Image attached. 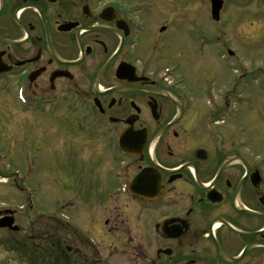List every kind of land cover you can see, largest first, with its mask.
Here are the masks:
<instances>
[{
  "label": "flooded vegetation",
  "instance_id": "obj_1",
  "mask_svg": "<svg viewBox=\"0 0 264 264\" xmlns=\"http://www.w3.org/2000/svg\"><path fill=\"white\" fill-rule=\"evenodd\" d=\"M144 6L0 0V106L59 125L63 173L94 194L102 235L120 248L83 253L76 234L63 245L74 264H114L115 253L127 264H264V153L242 145L220 38L195 32L192 10ZM200 40L214 58L193 86Z\"/></svg>",
  "mask_w": 264,
  "mask_h": 264
},
{
  "label": "rangeland",
  "instance_id": "obj_2",
  "mask_svg": "<svg viewBox=\"0 0 264 264\" xmlns=\"http://www.w3.org/2000/svg\"><path fill=\"white\" fill-rule=\"evenodd\" d=\"M226 1L218 23L222 29L212 23L207 13L210 10L207 0H145V6L154 9L151 12L161 17L172 16V11L177 9L192 10L195 25L199 26L198 29L207 27L210 39L215 40L217 35L213 33L223 30L225 46L236 51L242 65L240 71L235 72L233 63H225L221 78L240 81L246 87L243 98L249 95L255 98L251 105L253 111L244 104L241 108L240 124L244 126L241 142L251 153L260 156L264 148V0ZM190 15L186 14L187 17ZM201 47V41L193 46L194 63L188 69V80L193 86L198 81L206 84L208 78L198 69L214 58L210 50L204 55ZM3 99L4 94L0 91V100ZM57 134V123L50 121L46 128H38L32 124L30 112L18 111L12 102L4 110L0 106V175L10 178L8 184L0 183L1 210L20 206L13 209L17 212L16 225L22 229L19 235L21 242L28 238L31 226L38 230L37 224L42 216H64L98 244L100 250L101 247L108 249L113 243L120 248L119 242L102 235L99 211L103 209L97 207L94 194L88 189L74 188L72 180L63 173L68 159L62 157ZM34 188L38 190H32ZM31 197L34 210L27 207ZM11 238L8 230L0 229V264H26L17 252L8 251L4 246ZM35 245L41 244L36 242ZM116 254L111 257V263L127 264L126 257Z\"/></svg>",
  "mask_w": 264,
  "mask_h": 264
},
{
  "label": "trees",
  "instance_id": "obj_3",
  "mask_svg": "<svg viewBox=\"0 0 264 264\" xmlns=\"http://www.w3.org/2000/svg\"><path fill=\"white\" fill-rule=\"evenodd\" d=\"M40 239V237H39ZM26 242H28V244L26 245ZM31 243V239L29 238H26V240L22 241V242H19V246L16 247L15 244L13 243L12 240H7L5 242V247L8 251H11V252H16L18 251L20 254H21V257L23 258V260H25L26 262H32L34 261V259L31 257L30 255V252L32 249L28 248L29 244ZM20 247V248H19ZM41 247H36V249L34 251H37L38 249H40ZM67 263L69 264V262L67 261ZM66 263V264H67ZM72 264H74V262H71ZM44 264H60L58 261H56L55 263H48L47 260H45V263Z\"/></svg>",
  "mask_w": 264,
  "mask_h": 264
},
{
  "label": "water",
  "instance_id": "obj_4",
  "mask_svg": "<svg viewBox=\"0 0 264 264\" xmlns=\"http://www.w3.org/2000/svg\"><path fill=\"white\" fill-rule=\"evenodd\" d=\"M213 4V16L214 19L217 20L219 16V12L221 10V0H211ZM0 228H8L11 231H18V227H14V219L12 217H7L2 220H0Z\"/></svg>",
  "mask_w": 264,
  "mask_h": 264
}]
</instances>
